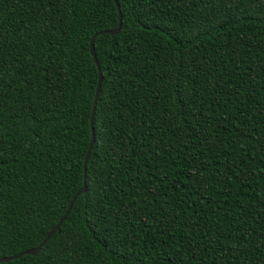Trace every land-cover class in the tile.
I'll return each instance as SVG.
<instances>
[{
    "label": "trees",
    "instance_id": "16d2710c",
    "mask_svg": "<svg viewBox=\"0 0 264 264\" xmlns=\"http://www.w3.org/2000/svg\"><path fill=\"white\" fill-rule=\"evenodd\" d=\"M86 191L0 264H264V0H116ZM114 0H0V258L84 182Z\"/></svg>",
    "mask_w": 264,
    "mask_h": 264
},
{
    "label": "water",
    "instance_id": "95a60500",
    "mask_svg": "<svg viewBox=\"0 0 264 264\" xmlns=\"http://www.w3.org/2000/svg\"><path fill=\"white\" fill-rule=\"evenodd\" d=\"M116 6H117V10H118V13H119V24H118V27L114 30H109V31H101L97 34H95L93 36V38L91 39L90 41V54L92 56V59H93V62L95 63L97 69H98V82H97V86H96V90H95V95H94V99H93V105H92V110H91V115H90V128H91V139H90V143H89V147H88V151H87V154H86V157H85V160H84V182H83V186L81 188V190L79 192H77V194L72 198V200L70 201L69 203V206L64 214V216L60 219L59 223L47 234L46 238L44 239V241L36 248L34 249H30V250H27L25 252H22L18 255H15V256H12V257H6V258H0V263H7V262H10L12 260H15V259H18L24 255H31V256H34L36 255L39 250L41 249V247L43 246L44 243H46L50 237L52 235H54V233L59 229L60 225L64 222V220L66 219L68 213H69V210H71L76 198L82 194L85 193L86 191V184H85V175H86V162L90 156V153H91V150H92V147H93V144H94V140H95V134H94V128H93V119H94V114H95V110H96V105H97V99H98V95H99V91H100V87H101V70H100V67H99V63L97 61V58H96V55H95V51H94V39L98 36V35H102V34H108L110 36H115L120 28H121V13H120V10H119V7L117 5V2L116 0H114Z\"/></svg>",
    "mask_w": 264,
    "mask_h": 264
},
{
    "label": "snow or ice",
    "instance_id": "6c2138e0",
    "mask_svg": "<svg viewBox=\"0 0 264 264\" xmlns=\"http://www.w3.org/2000/svg\"><path fill=\"white\" fill-rule=\"evenodd\" d=\"M70 211V210H69Z\"/></svg>",
    "mask_w": 264,
    "mask_h": 264
}]
</instances>
